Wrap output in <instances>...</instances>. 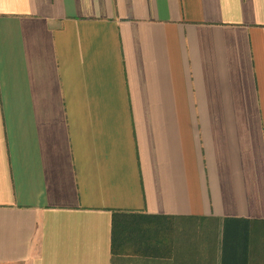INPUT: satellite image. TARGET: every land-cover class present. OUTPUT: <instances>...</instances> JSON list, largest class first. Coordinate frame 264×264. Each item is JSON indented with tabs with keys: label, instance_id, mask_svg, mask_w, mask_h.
<instances>
[{
	"label": "crops",
	"instance_id": "0c3cea01",
	"mask_svg": "<svg viewBox=\"0 0 264 264\" xmlns=\"http://www.w3.org/2000/svg\"><path fill=\"white\" fill-rule=\"evenodd\" d=\"M262 225L264 0H0V264H264Z\"/></svg>",
	"mask_w": 264,
	"mask_h": 264
},
{
	"label": "trees",
	"instance_id": "16d2710c",
	"mask_svg": "<svg viewBox=\"0 0 264 264\" xmlns=\"http://www.w3.org/2000/svg\"><path fill=\"white\" fill-rule=\"evenodd\" d=\"M151 217L153 216L143 213L115 211L112 225V252L117 253L120 244L124 242H151L154 227L150 226H155L149 219Z\"/></svg>",
	"mask_w": 264,
	"mask_h": 264
},
{
	"label": "rangeland",
	"instance_id": "374dc122",
	"mask_svg": "<svg viewBox=\"0 0 264 264\" xmlns=\"http://www.w3.org/2000/svg\"><path fill=\"white\" fill-rule=\"evenodd\" d=\"M256 230L257 232L255 234L258 233L257 240H259L258 245L261 246L262 249L261 251H264V225H262L260 229H256Z\"/></svg>",
	"mask_w": 264,
	"mask_h": 264
}]
</instances>
